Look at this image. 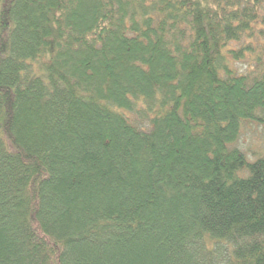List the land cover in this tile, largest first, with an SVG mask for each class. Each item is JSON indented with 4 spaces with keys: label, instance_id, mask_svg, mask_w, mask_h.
<instances>
[{
    "label": "trees",
    "instance_id": "16d2710c",
    "mask_svg": "<svg viewBox=\"0 0 264 264\" xmlns=\"http://www.w3.org/2000/svg\"><path fill=\"white\" fill-rule=\"evenodd\" d=\"M264 0H0V264H264Z\"/></svg>",
    "mask_w": 264,
    "mask_h": 264
},
{
    "label": "rangeland",
    "instance_id": "374dc122",
    "mask_svg": "<svg viewBox=\"0 0 264 264\" xmlns=\"http://www.w3.org/2000/svg\"><path fill=\"white\" fill-rule=\"evenodd\" d=\"M234 145L244 151L248 158L254 160L264 154V127L257 122L245 123Z\"/></svg>",
    "mask_w": 264,
    "mask_h": 264
}]
</instances>
